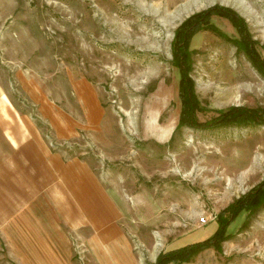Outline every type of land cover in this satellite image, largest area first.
Returning a JSON list of instances; mask_svg holds the SVG:
<instances>
[{
  "label": "rangeland",
  "instance_id": "rangeland-1",
  "mask_svg": "<svg viewBox=\"0 0 264 264\" xmlns=\"http://www.w3.org/2000/svg\"><path fill=\"white\" fill-rule=\"evenodd\" d=\"M214 4L244 19L253 53L216 13L207 21L225 35L203 21L174 52L180 24ZM253 54L264 64V0H0V92L54 150L86 161L116 201L120 250L98 256L85 230L61 264H153L169 246L209 237L219 212L230 217V205L264 180V119L211 123L231 106L264 109ZM20 76L78 117L71 83L85 78L102 111L92 127L57 140ZM182 77L192 87V122H179ZM224 234L189 258L264 264V197L231 216ZM0 264H16L7 245Z\"/></svg>",
  "mask_w": 264,
  "mask_h": 264
},
{
  "label": "crops",
  "instance_id": "crops-1",
  "mask_svg": "<svg viewBox=\"0 0 264 264\" xmlns=\"http://www.w3.org/2000/svg\"><path fill=\"white\" fill-rule=\"evenodd\" d=\"M20 81L57 140L92 127L102 111L93 84L85 78L71 83L82 109L79 117L57 105L32 78L20 76ZM3 95L0 92V247H10L16 264H61L73 249V238L77 244L87 230L89 248L98 256L120 250L114 239L116 201L99 175L83 159L65 158L54 150L35 120ZM208 263L189 258L166 264Z\"/></svg>",
  "mask_w": 264,
  "mask_h": 264
},
{
  "label": "trees",
  "instance_id": "trees-1",
  "mask_svg": "<svg viewBox=\"0 0 264 264\" xmlns=\"http://www.w3.org/2000/svg\"><path fill=\"white\" fill-rule=\"evenodd\" d=\"M211 13H216L221 16H224L230 20V22L236 26L238 31L243 35L241 39L238 40L237 43L240 44V47L244 49L247 53H253L251 47L249 46V37L250 33H248L246 23L244 19L235 12L234 9L225 5L214 4L203 11H199L197 13L192 14L188 17L184 22H182L177 28L176 32V48L174 50L175 53L180 49L184 50L186 47V40L188 37L197 29L199 23L203 22V26L205 28L211 30L216 34H223L220 30H218L212 23L207 21L208 16ZM175 42V41H174ZM182 42V44H181ZM252 60L255 64H258L259 70L264 71V64L259 61L258 56L255 54L252 55ZM179 93L181 96V108L179 113V122L188 121L192 122V110L194 109V97L192 93V87L189 82H184V78L182 77V81L180 80ZM262 120L264 119V109H248L242 106H231L225 111H221L219 116L214 119V124H219L221 122H229V121H246V120ZM200 125V124H199ZM262 197H264V180L252 191L246 193L243 196L237 198L230 206L232 207L230 217L222 218V213L219 212L217 225L214 232L207 238L202 240H196L192 242H188L184 245L169 248L163 251H160L153 264H166L168 261L176 260V261H184L189 259L193 254L197 253L200 250L205 249L209 246L218 247L220 241L225 237L224 230L231 220V216L233 217L239 209L243 207H249L250 205H256L259 201H261ZM229 208V206L227 207Z\"/></svg>",
  "mask_w": 264,
  "mask_h": 264
},
{
  "label": "built area",
  "instance_id": "built-area-1",
  "mask_svg": "<svg viewBox=\"0 0 264 264\" xmlns=\"http://www.w3.org/2000/svg\"><path fill=\"white\" fill-rule=\"evenodd\" d=\"M200 221H202V222H203V221H204V217H200Z\"/></svg>",
  "mask_w": 264,
  "mask_h": 264
}]
</instances>
